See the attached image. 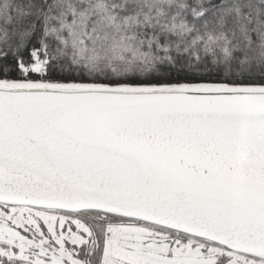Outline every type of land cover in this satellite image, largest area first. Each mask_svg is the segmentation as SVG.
I'll return each instance as SVG.
<instances>
[{"label":"snow or ice","instance_id":"1","mask_svg":"<svg viewBox=\"0 0 264 264\" xmlns=\"http://www.w3.org/2000/svg\"><path fill=\"white\" fill-rule=\"evenodd\" d=\"M0 264H264V0H0Z\"/></svg>","mask_w":264,"mask_h":264}]
</instances>
